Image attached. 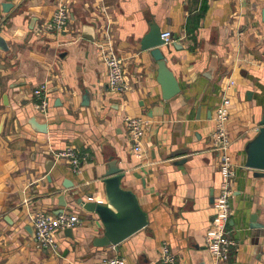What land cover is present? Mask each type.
I'll list each match as a JSON object with an SVG mask.
<instances>
[{"label": "crops", "instance_id": "0c3cea01", "mask_svg": "<svg viewBox=\"0 0 264 264\" xmlns=\"http://www.w3.org/2000/svg\"><path fill=\"white\" fill-rule=\"evenodd\" d=\"M5 1L0 0V36L7 47L0 49V264H102L108 257L159 264L162 243L181 264H264V235L257 244L250 227L252 214L264 224V176L245 166L244 149L264 108V0H10L3 11ZM58 6L67 9L68 19L60 30L47 29ZM152 23L172 35L168 49L160 46L180 87L169 99L161 97L149 49L140 47ZM84 25L93 27L91 40L82 37ZM112 53L123 59L125 78V88L115 93L103 61ZM229 78L234 84L225 91L231 100L226 127L234 176L228 229L236 244L230 258L217 263L206 247L222 186L210 132ZM40 84L47 86L44 113L32 93ZM31 116L46 123L45 133L31 128ZM126 116L144 120L141 159L130 149ZM66 147L84 155L77 171L68 159L53 157ZM110 156L148 223L116 245L98 247L93 239L103 234L102 222L71 194L102 200ZM49 159L54 162L47 171ZM64 179L71 188L62 185ZM62 196L79 223L72 236L57 233V251L39 248L30 214L67 211L58 205Z\"/></svg>", "mask_w": 264, "mask_h": 264}, {"label": "built area", "instance_id": "2783aa9c", "mask_svg": "<svg viewBox=\"0 0 264 264\" xmlns=\"http://www.w3.org/2000/svg\"><path fill=\"white\" fill-rule=\"evenodd\" d=\"M68 19V11L63 6H58L50 21L47 22V29L60 30L64 27ZM161 39L165 44L172 39L170 31H162ZM104 63L107 71L108 85L112 92H120L125 88V78L123 70V59L114 53L104 57ZM234 84V79L229 78L223 91L221 100L215 105L213 110V128L210 132V141L212 150L220 154L222 169V186L219 195L216 198V215L212 222V228L206 236V247L214 260L219 263L227 261L230 258L231 250L235 246V240L228 229V220L231 216V207L229 196L231 195L230 185L234 176V167L229 159V138L226 124L230 116L231 100L226 95L227 88ZM47 86L40 84L36 86L32 93L38 99V111L45 112L47 108ZM124 126L127 130L130 149L137 159L144 157V150L141 144V138L144 134V120L138 117H124ZM54 159H68L72 165L73 171L79 169L83 156L76 154L73 147H66L52 153ZM30 220L34 231L36 246L42 249L57 251V233L66 228H72L79 223L78 212L62 211L52 213L51 211L34 210L30 214ZM159 264H181L172 250L162 243L158 257ZM102 264H126L121 257H108L102 260Z\"/></svg>", "mask_w": 264, "mask_h": 264}, {"label": "water", "instance_id": "95a60500", "mask_svg": "<svg viewBox=\"0 0 264 264\" xmlns=\"http://www.w3.org/2000/svg\"><path fill=\"white\" fill-rule=\"evenodd\" d=\"M11 6L10 0H6L2 3L3 11H7ZM261 16L264 21V7L261 9ZM82 37L89 40L93 38V27L91 25L83 26ZM173 39L175 42H179L177 35H174ZM175 42L173 46L176 48L178 46ZM162 45H164L166 49L169 47V44H165L161 39V31L158 24H150L147 33L140 39V47L142 50L149 49V55L156 64L157 81L161 88V97L163 99H169L180 92V87L172 71L167 66L165 54L162 49H160ZM6 48L5 42L0 36V49L5 50ZM215 62L214 60L211 63L209 69L204 74L205 76L211 77L215 68ZM82 102L83 104H88L87 93L83 94ZM25 103L26 100L21 101V104ZM28 123L31 128L37 132L45 133L47 131L46 123L39 122L35 116L29 117ZM258 125L255 136L248 140L244 147L246 152L245 166L254 169L255 175L264 176V108ZM53 162V159L48 160L46 164L47 171L50 170V166ZM123 174L116 160L113 156H110L107 160V168L102 175V200L86 201L79 197L76 192H72L71 194V198L75 204L81 205L88 212L96 213L102 222L103 234L94 237L93 245L95 246L104 247L116 245L148 223L147 214L140 207L136 193L131 189L123 187L121 183ZM62 185L65 188H71L72 182L64 179ZM87 197L92 198V195H88ZM58 205L62 206L67 211L72 210V207L67 205L64 196L60 197ZM62 211L63 209L59 210L57 213ZM255 218V214L250 216V227L255 230L258 244V238L264 235V224L256 222ZM4 219L9 221L7 218ZM65 233L72 236V229L66 228Z\"/></svg>", "mask_w": 264, "mask_h": 264}]
</instances>
